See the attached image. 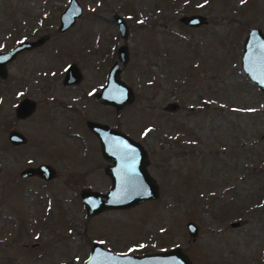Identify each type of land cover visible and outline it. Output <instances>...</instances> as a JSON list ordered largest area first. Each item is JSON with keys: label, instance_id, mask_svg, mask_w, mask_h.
<instances>
[{"label": "rangeland", "instance_id": "obj_1", "mask_svg": "<svg viewBox=\"0 0 264 264\" xmlns=\"http://www.w3.org/2000/svg\"><path fill=\"white\" fill-rule=\"evenodd\" d=\"M78 1L81 17L61 33L68 0H0V51L44 38L0 77V264H84L95 242L131 255L179 248L192 264H264V93L240 65L248 31L264 32V0ZM190 14L207 23L180 22ZM123 44L119 77L133 101L116 108L95 95ZM70 65L81 76L65 84ZM25 97L36 109L18 120ZM87 120L141 143L156 199L87 214L80 192L111 186ZM13 129L25 144L9 142ZM42 163L51 180L20 176Z\"/></svg>", "mask_w": 264, "mask_h": 264}, {"label": "water", "instance_id": "obj_2", "mask_svg": "<svg viewBox=\"0 0 264 264\" xmlns=\"http://www.w3.org/2000/svg\"><path fill=\"white\" fill-rule=\"evenodd\" d=\"M83 8L78 0H68L67 6L59 15L58 31L63 33L69 30L81 17ZM112 19L117 25L118 34L122 39L128 37V26L125 19L115 13ZM180 22L191 27L206 24V18L201 14L184 15ZM43 42L42 38L32 42H22L8 52H0V77L5 75V65L17 53L30 49ZM118 59L108 70L106 82L96 97L99 101L116 108L125 106L133 101L132 89L120 79L121 64L128 60L129 53L126 44L119 46ZM240 65L243 73L250 82L255 84L264 93V32L261 28H251L244 38ZM80 73L77 67L69 66L64 78L65 84L78 82ZM174 110L177 104H169ZM36 109V102L28 97L21 99L15 107V118L24 120L30 117ZM89 130L97 137L100 152L103 158L110 162L106 173L111 179V186L106 193L83 189L80 198L88 215H95L109 209H127L137 206L143 201L154 200L159 195V188L154 178L147 170V152L138 141L127 134L113 129L107 124L87 121ZM8 140L15 146L23 145L27 138L18 130L13 129L8 134ZM56 174L49 164H39L27 167L20 172L22 178L32 176L44 180H51ZM237 226V222L231 223ZM188 233L194 238L198 228L193 222L186 224ZM84 264H192L187 255L179 248L163 252H153L143 255L119 254L95 242Z\"/></svg>", "mask_w": 264, "mask_h": 264}, {"label": "flooded vegetation", "instance_id": "obj_3", "mask_svg": "<svg viewBox=\"0 0 264 264\" xmlns=\"http://www.w3.org/2000/svg\"><path fill=\"white\" fill-rule=\"evenodd\" d=\"M39 39V38H38ZM38 39H36V40H38ZM43 39V42H44V38H42ZM36 40H29V39H26V40H23V41H19V43H17L16 45H14L13 47H11L10 49H8V50H1L0 52H8L9 50H11L12 48H14L15 46H17V45H19V44H21L22 42H32V41H36ZM43 42H41L40 44H42ZM39 44V45H40ZM38 46V45H37ZM36 47V46H35ZM34 48V47H33ZM30 49H32V48H30ZM24 50H29V49H24ZM24 50H22V51H24ZM22 51H20V52H22ZM17 55V54H16ZM14 59V58H13ZM115 61V60H114ZM113 61V62H114ZM113 64V63H112ZM111 64V65H112ZM6 65H7V63H6ZM6 65H5V70H6ZM70 66H72V65H70ZM75 66V65H74ZM111 67V66H110ZM109 67V68H110ZM68 69V68H67ZM78 70V69H77ZM109 70V69H108ZM67 71V70H66ZM80 73V72H79ZM107 73H108V71H107ZM5 74H6V72H5ZM65 75H66V73H65ZM65 75H64V78H65ZM5 76V75H4ZM3 76V77H4ZM81 76V75H80ZM106 76H107V74H106ZM3 77H1V78H3ZM105 82H106V79H105ZM105 84V83H104ZM101 89V88H100ZM99 92V91H98ZM97 92V93H98ZM96 93V94H97ZM96 96V95H95ZM88 121V120H87ZM87 121H86V123H87ZM92 121V120H91ZM87 125V124H86ZM88 127V126H87ZM102 156V155H101ZM110 165V163H108L107 165H106V167H105V169H104V171H105V173H106V168L108 167ZM107 174V173H106ZM32 177H36V176H32ZM109 177V176H108ZM110 182H111V179H110ZM111 185V184H110Z\"/></svg>", "mask_w": 264, "mask_h": 264}]
</instances>
